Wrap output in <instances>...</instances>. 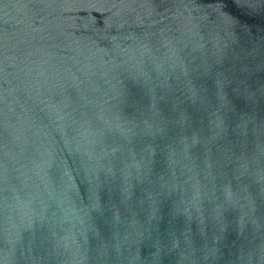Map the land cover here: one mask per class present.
Instances as JSON below:
<instances>
[{
  "label": "water",
  "instance_id": "95a60500",
  "mask_svg": "<svg viewBox=\"0 0 264 264\" xmlns=\"http://www.w3.org/2000/svg\"><path fill=\"white\" fill-rule=\"evenodd\" d=\"M0 264H264V0H0Z\"/></svg>",
  "mask_w": 264,
  "mask_h": 264
}]
</instances>
